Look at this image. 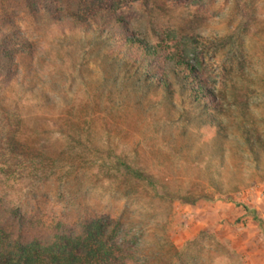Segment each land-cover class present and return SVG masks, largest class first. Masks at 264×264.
<instances>
[{
  "label": "rangeland",
  "instance_id": "1",
  "mask_svg": "<svg viewBox=\"0 0 264 264\" xmlns=\"http://www.w3.org/2000/svg\"><path fill=\"white\" fill-rule=\"evenodd\" d=\"M122 10L150 43L200 36L201 73L221 108L205 110L180 76L148 82L107 37L61 34L40 11L19 22L29 54L0 87V196L66 222L119 219L135 242L130 264H264V151L253 160L238 128L264 139V0Z\"/></svg>",
  "mask_w": 264,
  "mask_h": 264
},
{
  "label": "trees",
  "instance_id": "2",
  "mask_svg": "<svg viewBox=\"0 0 264 264\" xmlns=\"http://www.w3.org/2000/svg\"><path fill=\"white\" fill-rule=\"evenodd\" d=\"M136 0H0V87L18 79L19 59L29 54V41L19 22L45 11L61 34H94L107 37L119 60L142 72L146 80L170 84L180 76L191 85V95L205 110H219L220 94L209 88L201 73L202 38L167 33L150 43L136 38L122 9ZM233 94L234 109L245 117L249 111L244 91ZM213 126V123H210ZM244 151L258 160L264 139L250 127L239 125ZM114 159L122 163L121 158ZM129 176L141 174L125 165ZM135 242L123 223L110 215L81 218L75 222L53 219L40 209L22 211L0 196V264H130Z\"/></svg>",
  "mask_w": 264,
  "mask_h": 264
}]
</instances>
